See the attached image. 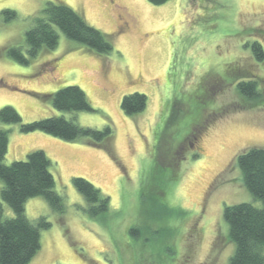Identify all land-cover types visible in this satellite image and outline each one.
I'll return each instance as SVG.
<instances>
[{"label":"rangeland","instance_id":"1","mask_svg":"<svg viewBox=\"0 0 264 264\" xmlns=\"http://www.w3.org/2000/svg\"><path fill=\"white\" fill-rule=\"evenodd\" d=\"M49 2L106 35L112 52L97 54L57 30L55 48L29 57L26 33ZM6 10L15 17L6 21ZM253 41L264 50V0H0V109L13 108L22 123L64 117L111 128L99 147L0 122L8 136L3 164L43 151L62 198L61 212L42 197L25 202L29 220L50 223L29 264H229L234 244L224 207H262L236 164L243 151L264 149V60L253 57ZM11 50L29 63H18ZM242 80L258 83V99L237 94ZM72 85L92 112L58 111L42 99ZM133 93L145 95V108L127 115L121 100ZM75 177L108 197L103 215L87 214ZM170 177L177 180L164 195ZM4 215L12 216L6 205ZM134 227L137 237L129 234Z\"/></svg>","mask_w":264,"mask_h":264},{"label":"trees","instance_id":"2","mask_svg":"<svg viewBox=\"0 0 264 264\" xmlns=\"http://www.w3.org/2000/svg\"><path fill=\"white\" fill-rule=\"evenodd\" d=\"M146 1L159 6L168 0ZM3 14L7 16L6 21L15 17L13 11L6 10ZM57 30L97 54L112 52V45L106 35L91 27L71 8L49 2L42 14L36 17L35 26L26 33L29 57H34L42 48H55ZM249 47L257 61L264 60V50L259 42L253 41ZM9 55L20 64L29 63V58L22 56L19 50H11ZM235 89L240 97L247 100L258 99L260 95L258 83L254 80L238 81ZM42 99L58 111H93L84 92L73 85L63 87L51 95H44ZM145 104V95L133 93L124 96L120 106L125 114L133 115L141 112ZM0 122L18 124L21 133L41 131L64 141L86 138L99 147L111 137V128L108 126L99 131L81 127L64 117H47L22 123L17 112L9 106L0 109ZM7 145V132L0 130V264H29L40 248V231L48 229L50 223L43 217L29 220L24 214V204L30 198L42 197L53 211L61 212L62 198L54 189V179L49 171L50 160L43 151H31L25 160L5 165L3 159ZM236 164L242 174L244 187L253 198L261 202L262 207L256 208L247 203L224 207L223 219L228 227L229 239L234 244L229 264H264V149L249 148L243 151L237 155ZM176 180L175 177L168 178L161 186V192L168 195ZM72 183L86 202L87 214L98 217L107 211L108 197L103 196L91 183L79 177L73 178ZM4 205L10 209L11 217H5ZM157 205L161 206L159 203ZM163 208L175 216L182 215L181 210L170 209L166 205ZM129 234L137 237L138 228L130 229Z\"/></svg>","mask_w":264,"mask_h":264},{"label":"flooded vegetation","instance_id":"3","mask_svg":"<svg viewBox=\"0 0 264 264\" xmlns=\"http://www.w3.org/2000/svg\"><path fill=\"white\" fill-rule=\"evenodd\" d=\"M194 141H196V140L194 139ZM191 146H192V149L194 148L193 150H195V149H196V147H194V144H193V145H191Z\"/></svg>","mask_w":264,"mask_h":264}]
</instances>
